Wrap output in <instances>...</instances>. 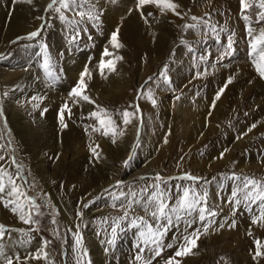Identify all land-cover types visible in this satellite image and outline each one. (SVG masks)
Segmentation results:
<instances>
[{
    "label": "rangeland",
    "instance_id": "rangeland-1",
    "mask_svg": "<svg viewBox=\"0 0 264 264\" xmlns=\"http://www.w3.org/2000/svg\"><path fill=\"white\" fill-rule=\"evenodd\" d=\"M7 1L0 0L1 6ZM49 1L44 8L41 6V12L38 16H32L28 26L31 30L28 29V32L23 31L24 33H19L6 42V51H0V72L3 71V68H7L6 70L8 71L10 67L8 61L15 59L17 55L23 60L22 63L24 65L37 62L38 68L42 71L52 70L56 67L54 60H57L59 56L62 57L65 50L70 54H74L79 60L82 56L90 54L91 61L95 62L99 58V54L101 52L103 54L106 47L111 52H113L112 49L116 50L110 44L111 34L114 30L112 23H115L118 18L123 16L122 14L129 9V5L133 4L137 6V0L129 2V4L125 3L122 6H117V8H115L117 5L116 0H113L114 2L112 0H104L107 3L109 12H104V16L101 17L97 9L101 7L103 0H88L87 3H85V0H78L79 3H84V7L82 9L62 10L63 14L68 17V20H64L61 19V14L54 9L45 11ZM174 2L180 5L177 9L181 13L179 17L174 16L175 14L170 11L161 13L155 5L149 4L143 7V13L146 15L152 13L151 16L148 15V22L158 34V37L157 34L152 36L155 46L149 50L148 55H146L147 57L145 56L146 58L143 56L132 58L130 55L136 50H133V48V51L129 54H124V58H127V55H129L127 58L128 63L125 65L127 68L125 70L126 79L128 78L127 85L120 92L110 96L99 93L96 95L93 91L86 90V94L92 100L95 99V104L86 103V110L92 112L96 110V105H100L106 108L112 116L115 111L119 112V118L122 120L120 113L124 109L134 111V108L130 107V105L139 104L140 111L132 121L135 125L132 126L131 123L125 126L121 123L122 126L118 127V130H123V136L129 135L127 137L135 138L132 145L133 150L141 143L144 132H153L154 136H157L154 140L151 139L154 151L152 153L148 152L149 159L153 160L154 157L156 159H154L155 162H153L150 172H147L145 177L152 179L156 184L164 183V185H169L168 189H170V192L172 191L170 194L172 198H175L178 193L182 192L183 188L195 189L200 195L206 194V200L203 203L206 204L209 210L216 213L214 217L209 216L207 219L215 223L212 224L207 233L209 236L207 234H204V238L202 235L200 236L197 241L198 247L193 250V254L186 256L182 264H264V257L253 259L256 250L255 241L259 239L264 243V234L262 233L261 237H258V223L252 222L254 216H259L264 201L257 200L253 204L252 201L245 200L244 195L246 190L243 189L244 177L264 181V78L260 77L255 65L252 63L253 55L251 54L250 38L247 32L249 26L255 32H258L260 28L264 27V22H256V13L259 9L255 6L248 12H242L240 0H174ZM249 2L254 3V0H249ZM28 4L26 0H22L21 6L27 7ZM32 4L35 6L33 1ZM108 4L113 7L111 6V8ZM56 7H59V4ZM89 8L93 10L94 15H100L99 20L84 18L81 23L76 24L81 28L73 26V24L68 22L70 20L80 21L81 17L76 13L81 10L88 11ZM122 8H125L123 12ZM36 9H38L37 6H35ZM118 12L121 13L119 16ZM138 12L141 14L140 10ZM13 14L11 13L10 15L12 16ZM243 15H248L250 20L245 21L242 18ZM193 16L200 17L202 20L193 21ZM37 17H43L44 19L40 20ZM3 19L5 21L6 18ZM192 23H197L198 27L196 29H186L184 27L185 24ZM41 25H43L42 28ZM46 26L47 30L45 29ZM96 26L98 27L95 29ZM54 27L57 28L59 38H62L59 42H63L62 44L65 49H56L52 46L51 48L46 44L49 41L47 37L51 36L50 32ZM37 28L41 29L40 34L35 38L28 39L27 34ZM68 30H71L72 33H68ZM98 31L104 32L100 33ZM119 36L118 39L121 42ZM159 36L162 37L160 44H158V41L161 39ZM18 37L23 38L17 39ZM229 38L232 40L231 54L224 55ZM3 42H0V48ZM70 48H73L72 52ZM76 54L78 55L76 56ZM113 54L114 56L116 55L115 52ZM46 57L50 63L48 70L44 67ZM165 65H167L168 82H165L164 77L160 75L165 70ZM62 68L59 65L56 68L57 70L55 69L56 73L63 76L53 83L56 85L64 84L72 90L77 81L65 72L66 68ZM116 68L118 69V66ZM9 71L11 70L9 69ZM198 73L200 75H197ZM149 77H152V80L149 81ZM230 77L232 78L231 83H228L227 87H225L226 83L224 81L226 80L227 82ZM11 81L12 77L3 78L0 75V145H3V147H0V156L5 157L3 161H0V165H3L11 173L17 172V165L21 166L20 176L16 178L17 183H21L22 190L28 196L34 197L40 207L36 209L26 205L28 212H31L33 220L38 221V223L20 225L4 224L0 221V225L5 226L4 236L11 235L13 239H20L21 241L17 240L18 242H22L20 244H28L33 238L44 240L53 254L55 264H77V261L71 258L72 254L69 248L71 236L77 230L64 217L61 206H69L70 193L73 189L75 190L76 186H80L78 183H73V180L66 182L64 179V182L63 174L68 171H75L78 167L77 163L81 162L82 158H77V150H74L75 145L72 148L70 147L72 150L70 149V152L66 153L64 157H60L61 155H59L55 146L50 147L44 141L37 139V132L40 130V118L45 119L47 114L42 112V115L41 110L38 109L30 112L27 107L21 108L24 105H20V102L23 103L31 99L29 98L30 94L27 93V88L23 86L19 87L18 101L14 103L12 96L16 87L11 86ZM145 81H148L147 85H145ZM180 81L181 84L179 83ZM141 85H145V87L138 99L137 93L141 89ZM221 88H224V91L221 93L220 98L215 100L217 107L216 116V114L209 113L208 105L213 103L215 94ZM149 89L152 91L153 98L154 94H159V98H157L158 102L155 104L146 95ZM211 91L217 92L211 93ZM219 102L221 103L219 104ZM36 106H39V104H36ZM213 117H216V120H213ZM90 120L91 122H89V119L88 122L93 123L95 119L90 118ZM88 122L86 119V126L83 123L81 124V126L87 128V131L85 129L81 134L73 132L74 136H78L79 140L95 133L91 130ZM77 124L80 125V123ZM253 124L256 127L252 128L249 132L248 129ZM198 125L200 126L199 128H197ZM219 126L220 129L217 131ZM244 129L247 131L245 140L236 148H233L228 155L227 152L222 150V142L226 141L230 143L226 147H232L237 141L231 138V134L233 133L235 137H238V133ZM197 130L200 131L197 132ZM133 131H135V135L132 134ZM213 135L216 138L218 137L216 139L218 142L207 143L209 137ZM123 136L117 137L116 147H120L125 142ZM165 140H167V143H165ZM219 140L222 142L220 143ZM87 143L89 144L90 142L86 138V145ZM150 146L149 144L148 147ZM208 148H212V151L215 149L214 153L216 155L209 153ZM176 151L178 153H175ZM172 153L175 154L172 155ZM221 153H224V157L223 159H218ZM13 158L16 164L12 163ZM254 159L260 163V167L253 166ZM130 160L129 158L127 159V165L130 164ZM185 173L200 177V179L193 181L184 178ZM157 175L161 177L160 181L156 180ZM128 177L125 174V170H118V172L116 171V181L110 187L103 189L105 191L121 189L125 184L134 180L138 181L141 178L140 176L134 179H129ZM117 181H121L122 183L118 185ZM212 186L218 197V202L210 199L211 193L209 190H211ZM259 190L257 189L256 191ZM237 191H241L242 193H238ZM234 192L236 193L235 196L232 195ZM99 197L98 195L91 196L87 201L85 198L80 210L83 213V218L81 219V228L78 230L83 236L84 247L88 250L87 257H83L85 264H89V262L90 264H123L124 262L120 259L111 262L110 256L101 259L96 255L97 250L93 249V247H97L99 244L104 248L107 246L104 243H100V238H93V233L99 228L98 224L101 221L102 215L107 214L106 210L108 209L106 208L107 205L102 202L100 203ZM5 199H8V197L5 196ZM237 200L240 201L239 204L236 203ZM2 204L4 205L3 201ZM84 204H88V207H83ZM93 207L95 210H92ZM235 215H242L244 227L248 226L247 229L251 230V234H247L245 238L237 239L235 233L238 232L235 230L239 226L237 225V220H235L237 218ZM210 218L213 219L210 220ZM53 220H55V223H53ZM233 221H236L235 227H227ZM221 223H226L225 227L222 228L223 230L219 228V224ZM197 227L202 228V224ZM130 241L129 238L118 240L114 244L116 245L114 250L124 249V245L129 244L130 246ZM6 248L5 252L7 251L8 253L10 251L15 257L19 256V259L21 258V262L16 264H37L39 261H44L43 264L45 263L43 256H40V259L36 262L33 258L35 253L32 250H27L26 256L23 258L19 255L20 252L23 254V248L16 245L13 246L12 244L7 245ZM106 250L108 251V249ZM126 251H123V255H126ZM169 255V257H172L174 253L172 252ZM191 257L196 260L193 262L190 259ZM154 264H160V261L156 260Z\"/></svg>",
    "mask_w": 264,
    "mask_h": 264
},
{
    "label": "bare ground",
    "instance_id": "bare-ground-1",
    "mask_svg": "<svg viewBox=\"0 0 264 264\" xmlns=\"http://www.w3.org/2000/svg\"><path fill=\"white\" fill-rule=\"evenodd\" d=\"M32 1H33V3H35V6H37L38 9L35 10V6L32 3L28 4L27 7L21 6L22 0H8L3 6H1V4H0V42L4 41L2 47L0 48V51H6V46H7L6 42H8L10 39L14 38L19 33H24L23 31H27L28 29H30V28H28V26H29V23H30L32 16L33 17L38 16V14L41 12V10H40L41 6L44 8L46 3L48 2V0H32ZM133 1L134 0H116L117 5H116V7L114 5V7L117 8V6H122L125 3L129 4V2L131 3ZM106 4L107 3H105V1L103 0V2H101V7L97 9L99 11V14L101 15V17L104 16V14H103L104 12L105 13L109 12ZM108 5H110V4H108ZM111 6L112 5H110V7ZM93 7H95V6H93ZM91 8H92V6H91ZM124 9L122 10V12L124 11ZM158 10H159V8H158ZM9 11H11V12H9ZM118 11H120V10H118ZM11 13H14V14L11 16L10 15ZM115 13H116V11H115ZM113 14H114V12H113ZM119 14H121V13L118 12V16H119ZM27 15H29V16L27 17ZM122 15L123 16L121 18L117 17L118 20L115 23H112V27L114 30L112 28L111 29L113 31H115L117 29V27H119L120 31H119L118 35H120L119 37H120L121 43L124 45V47L120 48V49H116V50L112 49L113 53L115 52L116 55H120L123 57L124 54H129L131 51L136 49L133 51V53H131L132 55H130L132 58H140L142 56L145 57L146 55H148L149 50H151V48H153L155 46V43L152 41V36L157 34V32L154 30V28H152V26L148 22L149 16L144 13V17L147 18V23H146L145 19L142 18L141 14H139V12L137 10V6L133 5V4L129 5V9H127L125 11V13H123ZM174 16H176V15H174ZM3 18H6L5 21ZM101 21H102V19H101ZM175 21H177V20H175ZM37 23H40V22H37ZM108 23H110V22H108ZM56 24H57V22H56ZM180 25H182V24H180ZM50 26L52 27V25H50ZM73 26H77V25L75 24ZM77 27H79V26H77ZM97 27L98 26H96L95 29ZM46 28H47V26L45 27V29ZM79 28H81V27H79ZM52 29L53 30H51V32L49 30L51 36L47 37V38H49V41H48V43H46V42L45 43L48 44L49 47L52 46L53 48H56V49H65L64 45L62 44L63 42L62 43L59 42V40L62 38H59V35H58L59 32H58L57 28L54 27ZM58 29H59V27H58ZM183 29L185 30V28H183ZM100 31H98V32H100ZM69 32L72 33L71 30H68V33ZM102 32H104V31H102ZM102 32H100V33H102ZM65 37H66V35H65ZM102 37H104V36H102ZM157 37H158V34H157ZM160 38L161 39L158 41L159 42L158 44H160V42H162V37H160ZM38 44H39V42H38ZM79 45H80V43H79ZM82 46H84V45H82ZM43 47H44V45H43ZM97 48H99V47H97ZM132 48H133V50H132ZM70 49H72L71 50V52H72L73 48H70ZM99 50H100V48H99ZM82 51H83V49H82ZM101 53L99 54V58L95 62H92L90 54H87L84 57L82 56V58H80V60H79V59H77V57L74 56V54H70L68 51L65 50L62 57L59 56V58H58V56H57L58 59L54 60V64L56 63V67H54L52 70L47 69L48 71H44V70L42 71L40 68H38L37 62L30 64V65L29 64L24 65L22 63L23 60L20 59V57L17 55L15 57V59H10L8 61L9 65H10V67L8 68V71H9V69L11 71L8 72L6 70L7 68L6 69L3 68V71L0 72V75L3 78L12 77V81L10 82V84H11V86L16 87V90H14L13 96H12V99L14 98V103H17V101H18L17 99H18V95H19V87L23 86L24 88H27V93L30 94L29 98H31V99H29L30 102L26 101V102L21 103L19 101L20 105H22V106L24 105V107H21L20 105L19 106L23 109L26 107L29 108L30 112H34L35 109H38V110H41V113L43 112L44 114H47V117L45 119L40 118L41 119L39 121L40 130H39V132H37V136H36L37 139L40 141H44L45 144L50 146V147L55 146L58 150L59 155H61L60 157H64V155L66 153L70 152V149L72 148V146L75 145L76 148L74 147V150L75 149L77 150V153L75 152L78 155L77 158H82L81 162L77 163L78 167L75 171H72V172L68 171V172L63 174V176H64L63 181H64V179L66 182L73 180V183H75V184L78 183V184H80V186H76L75 190L73 189V191L70 193V195L68 194L69 195V201H70L69 206L68 207L61 206V209H62V213H63L64 217L67 219V221L70 223V225H72L77 230V226H79V229L81 228L80 225H81V221H82L81 219L83 218V213L80 210H81L82 203L84 202L85 198L87 201V199H89L91 196L98 195V196H100L98 199L100 201V203L102 202L105 205H107V207L105 205H103L106 208H108L106 210L107 214L102 215V217L100 219L101 221L98 224L99 228L97 229V231L95 233H93V238H97V237L100 238L101 239L100 243H104L107 246L104 248L99 243H97L99 245H97V247H93V249L95 251L97 250L96 255L98 257H100L101 259H104V257H106V256H110L111 262L112 261L115 262V260L120 259L125 264H144V261H148V260H151V264H154V261H156V260H159L160 264H165V261L170 256L169 254L172 252L175 253L179 244L182 243V236L184 234V230L186 227L185 221H187L189 219H195L196 223L193 224V228H198L197 226H199L203 223L198 220V215L196 212H193L191 217H188L185 215L180 221H176L175 215H173V221H174V224L176 226L169 228L167 234L164 235L162 241L160 242V245L163 248V251L161 252L160 256H157V257H154V253L152 251V249H155L156 245L145 246L141 240L140 235H139L140 230H141L139 224L136 226H133L131 224V221L133 219H135L136 217H139V216H144L150 223L154 224V227H159L161 224L164 223L163 220L157 221V222L152 221L150 211H152L154 209L150 208L149 212H146L144 209V206H143L147 197L151 194L152 191L155 190L153 186L156 183L153 182L152 179H147L145 177V174L147 172H150V169L153 165V162H155L154 159H156V157H154L153 160L149 159L148 158V152L152 153L154 151L152 149V144H151L152 140L151 139L154 140L155 138H157V136H154L153 132L152 133L149 132L150 134L148 132L147 133L144 132L143 136H142V141L140 140L141 143L138 144V146L135 148V150L132 149V145L135 141V138L127 137L129 135L123 136V138H125V142L120 147H116V144L112 143L111 138L104 136L102 134V132H95L91 135H88L87 137L86 136L83 137L82 140H79L78 136L77 137L74 136L73 132H79L81 134L86 129L83 126H81V124L83 123V125L86 126V119H87V122H88V119H89V122H91V120H90L91 117L89 116L90 111L88 112L86 110V106H87L86 103L87 102L81 100V101H79V103H73V98L70 97V95H69L71 90L64 84L56 85L53 83V82L57 81V79L62 78V76H63L62 74L56 73V70H57L56 68H58L59 65H61L63 68H66L65 72H67V74L70 77H73L77 82L79 80L80 73L84 70L85 66H87L89 68L90 72L92 73V77L90 80H88L86 78V83L88 85L87 90L93 91L96 95H98V93H99V94H104L107 96L114 95L115 93L120 92L128 83V78L126 79V74H125V70L127 69L125 65L128 63L127 58L129 57V55H127L128 56L127 58L123 57V60L118 61L116 63V67L118 66V69L116 68L115 72H108L107 70H105V76L107 77L105 79L104 77L101 76L99 68H98V64L102 58ZM49 54H51V53H49ZM77 55L78 54H76V56ZM104 58L108 59V57H104ZM7 72H8V74H7ZM74 73H75V75H74ZM208 81H209V79H208ZM224 82L226 83V80ZM72 83H74V82L72 81ZM154 83H156V82H154ZM179 83L181 84V81ZM177 84H178V82H177ZM206 85H208V84L206 83ZM156 86L157 85H155V87ZM158 89H159V87H158ZM87 92H89V91H87ZM186 92H189V91H186ZM186 92H184V93H186ZM214 92H217V91H213V92L211 91V93H214ZM158 95L154 94V99H155L156 103L158 102V99H157V98H159ZM188 97H190V96H188ZM215 97H216V94H215ZM211 101H212V99H211ZM65 102L68 103V107L71 109V115L70 116H69L67 110H65V113H64V120H65V123L67 124L66 128L62 127L60 120H59L60 109ZM199 103H201V102H199ZM220 103L221 102H219V104ZM36 104H39V106H36ZM212 105H213V103L208 105L209 113L216 114V116H217L216 104L214 107ZM196 110H197V108H196ZM43 113H42V115H43ZM151 115H152V113H151ZM112 117L116 120L118 127H121L122 126L121 125L122 120H120V118H119V112L115 111ZM213 120H216V117H213ZM76 122L80 123V125L77 124ZM89 122H88L89 126L97 125L96 120H94L95 123L94 122L89 123ZM133 125H135L134 122H132V126ZM208 125H209V123H208ZM199 127L200 126L198 125L197 128H199ZM227 128H228V126H227ZM161 129H163V128H161ZM165 129H166V127H165ZM186 129L188 130V128H186ZM219 129H220V126H219V128H217V131ZM181 131H182V129H181ZM184 131H186V130H184ZM199 131L200 130H197V132H199ZM156 133H158V132H156ZM231 133H232V131H231ZM245 133H246V135H245ZM132 134L135 135V131H133ZM238 134H239L238 137H235L233 135V133L231 134V138L234 141L235 140L237 141V142H235L234 145H232V147L231 146L226 147V145H230V143H228L226 141L222 142L219 140L220 143L222 142V150L225 151V149H227L228 155H229V152L232 151L233 148H236L238 145H240L245 140V137L247 136V131H245V129H244L243 131H241ZM183 135H184V133H183ZM86 138L90 142L89 144L87 143V145H86ZM158 139H159V137H158ZM216 139H218V137L216 138V136L213 135V136L209 137L207 143L213 142V141L216 142L217 141ZM149 144L151 145L150 147H148ZM96 145H99V148H97V152L99 153L98 157L95 156L91 151V148L95 147ZM184 145H186V144H184ZM182 146H183V144H182ZM178 148H180V147H178ZM211 149L212 148H208V152L216 155L214 153L215 149H213V151ZM54 150H55V148H54ZM177 151L175 153H178ZM175 153H172V155ZM152 155H154V154H152ZM129 157H131L130 158L131 159L130 164L125 166L124 162ZM54 158H56V157H54ZM253 163H254L253 166L260 167V163L256 159H254ZM67 165H69V164H67ZM122 169L125 170V174L127 176H129L128 177L129 179H134L138 176H140L141 178L138 181L134 180L132 182L125 184V186L121 189H115L112 191H110V190L105 191L104 190L105 188L110 187L116 181V171L118 172V170H122ZM19 184H21V183H19ZM161 187L162 188L167 187V189H168L169 185H164V183H163V184H161ZM98 188H100V189H98ZM144 189H147V191H143ZM209 191L211 193L210 199H214V201L218 202V197H217L216 193L214 192L213 186L211 187V190H209ZM121 192L126 193L127 195L121 196L119 199H116V197L119 196V194ZM171 192H169L168 194L170 195ZM237 192L242 193L241 191H237ZM133 193L135 195H132ZM131 201H139V203H133L132 207L128 208L127 206L129 204V202H131ZM168 203L169 204L175 203V198L168 200ZM113 205H115V206H113ZM121 205H123V207ZM109 206H113V207L109 208ZM211 206H212V204H211ZM12 207H13V205H9L8 207H5L2 204V201H0V221L4 224H8V223L9 224H20V225L25 224L19 218V213L13 212L11 210ZM216 207H217V205H216ZM93 209L95 210L94 207L92 208V210ZM126 209L128 211V218L124 219V220H120L119 222H117V218L120 216H123ZM226 210H225V212H226ZM25 211L27 213L28 209L25 208ZM78 213H82V215H78ZM236 214H238V213H236ZM235 216H237V215H235ZM241 216L242 215L237 216V218L235 217L236 218L235 220H237V225L239 226L238 229L235 230L236 232H238V233H235L237 235V239L238 238H245L247 236V234L251 233V230L249 231L247 229L248 226L244 227V224H243L244 219L241 218ZM208 218H209V216H208ZM211 219H213V218H210V220ZM113 227H116L115 237L113 236V233H112ZM200 229L202 232L203 229L202 228H200ZM192 230L193 229L190 228V229H188V232H191ZM226 230H228V229H226ZM262 233L264 234V226H262V225H260V223H258V235L257 236L261 237ZM203 236H204V234H202V237ZM227 236H230V235H227ZM71 237H72L71 242H70L71 245L69 247L70 252L72 254L71 258L72 259L74 258V260L77 261V259L82 257V252L80 253V256L78 257L77 253L74 251V244H75L74 238H73V236H71ZM122 238H125V239L129 238L131 240L130 241L131 245L130 246H129V244L124 245L125 246L124 249L120 248L117 251L114 250V248L116 246L114 244ZM225 238H226V236H225ZM17 240H20V239H13L11 235L3 236L2 238H0V247L3 248V251L7 250V248H6L7 245H11V244L13 246L16 245L17 247H21V248H23V254L20 252L19 255H21V257H23V258H24V256H26L27 250H32L33 253H35V256H37V255L43 256V253L41 252V249H43L44 252L48 253L47 258H44V260H45L44 264H55L53 254L50 251V249L48 248L47 243L44 242V240L39 239V238H33V240L31 239L32 241L31 242L29 241L28 244H20V243H22V242H20L21 240L19 242ZM112 241H114V242H112ZM1 244H3V245H1ZM168 244H172L173 247L168 248L167 247ZM28 246H29V248L26 249V247H28ZM141 247L145 248V251L142 253L140 252ZM106 249H108V251ZM20 250H22V249H20ZM125 250H127L126 251L127 253H126V255H123V251H125ZM4 253L7 256L13 258V264L21 262V260H20L21 258L19 259L20 261H18L16 259V257L14 256V254H12L10 251L8 253H7V251L6 252L4 251ZM137 254H140L143 257V260H139V261L136 260L135 257L137 256ZM17 257H19V256H17ZM25 258H28V257H25ZM178 259H180L181 264H182V262L186 259V257H182V258H178ZM190 259L193 262H194V260H196L193 257H191ZM239 259H242V258H239ZM34 260H36V262H38V259H34ZM43 262L44 261H39L37 264H43ZM0 264H5L3 257H0ZM81 264H85L84 258H82ZM243 264H245V263H243Z\"/></svg>",
    "mask_w": 264,
    "mask_h": 264
},
{
    "label": "snow or ice",
    "instance_id": "snow-or-ice-1",
    "mask_svg": "<svg viewBox=\"0 0 264 264\" xmlns=\"http://www.w3.org/2000/svg\"><path fill=\"white\" fill-rule=\"evenodd\" d=\"M26 2L31 4L32 0H26ZM87 2L88 0H85V3ZM57 4H59V7H56ZM149 4L155 5L157 8H159L161 13L170 11L174 13L176 16L181 15V13L177 11L180 5L174 2V0H137V10L141 11V16L142 18L145 19L146 23H147V18L144 17V13L142 9L145 5H149ZM240 5L242 12H248L254 6L258 8L259 11L256 13L257 16L256 22L257 23L264 22V0H254V3H250L249 0H240ZM83 7H84V3H79L78 0H50V2L47 4L45 11L49 9H54L56 12L61 14V19L68 20V17L63 14L62 10H73L74 8L82 9ZM76 14L79 17H81V20L80 21L70 20L68 21L70 24L75 25L81 23L84 18H87L88 20L99 19V16L93 14V10L91 8H89L88 11H83V10L78 11ZM148 15L151 16L152 13H148ZM242 18L245 21L250 20V17L248 15H243ZM37 19L43 20L44 18L37 17ZM192 20L201 21L202 18L193 16ZM42 27L43 25H41V28ZM184 27L186 29H196L198 27V24L197 23L185 24ZM40 30H41L40 28H37L36 30L29 32L27 34V38L32 39L37 37L40 34ZM119 31L120 29L119 27H117V29L113 31L111 34L110 44L114 49H120L124 47V45L118 39ZM247 32L250 38L249 44L251 48V54L253 55L252 63L255 65L256 71L259 73L260 77L264 78V27L260 28L258 32H255L252 29V27L249 26ZM22 38L23 37H18L17 39H22ZM73 39H75V37H73ZM231 49H232V40L231 38H229L224 55H230ZM104 57H108V59H105ZM121 60H123L122 56L120 55L114 56L113 52L109 51L108 48L106 47L103 51L102 58L98 64V68L101 76L104 77L105 79L107 78L105 76V70H107L108 72H115L116 63ZM44 67L46 69L50 67L49 59L47 57L45 58ZM164 69L165 70L162 71L160 75L164 77L165 82H168V77L166 72L167 65L164 66ZM197 75L200 74L198 73ZM91 77H92V73L90 72L89 68L85 66L84 70L80 73V77L77 84L75 85V87L72 88L71 92L69 93L70 97L73 98V103H79V101L82 100L88 103L95 104V101L92 100L91 97L86 94V90L88 88V85L86 83V78L90 80ZM231 79H232L231 77L228 79V81L225 84V87H227L228 83H231ZM148 80L149 81L152 80V77H149ZM147 83L148 81H145V85H147ZM145 85H141V89L137 93L138 99ZM223 91L224 88H221L217 92L216 97L213 101V105H212L213 107L215 106V100H218L220 98V95L221 93H223ZM146 95L153 104L156 103L155 99L153 98L151 89H149L146 92ZM130 107H133L134 111H129L128 109H124L120 113V115L122 116V123L125 126L131 124L133 118L140 111L139 104L130 105ZM65 110L68 111V114L70 116L71 109L68 107L67 102H65L62 105L59 115L60 123L64 128L67 127V124L65 123L64 120ZM89 116L97 121V125L91 126V130L93 132H102L104 136L111 138L112 143H116V139L118 136L124 135L123 130H118V125L116 123V120L112 117V115L109 114L106 108L100 105H96V110L90 112ZM255 127L256 125L253 124L252 127L248 129V131L250 132L252 128ZM165 143H167V140H165ZM0 147H3V145H0ZM97 148H99V145L92 147L91 151L95 156L98 157L99 153L97 152ZM227 151L228 150L225 149V152ZM223 157H224V153H221L218 159H223ZM130 158L131 157H129V159ZM4 159H5L4 156H0V161H3ZM12 163L16 164L14 158L12 160ZM124 163L125 165H127L128 161L126 160ZM20 168L21 166L17 165V172L11 173L6 168H4L3 165H0V201H3L5 207H8L9 205H13L11 210L13 212H18L19 218L24 223L26 224L38 223V221L33 220L31 212L26 213L25 211L26 205L36 209H39L40 205L36 203L34 197L28 196L27 193L22 190V186L17 183L16 178L20 176ZM184 178L193 181L200 179V177L193 176L188 173L184 174ZM243 179H244L243 189L246 190L244 199L251 200L253 203L257 200L264 201V181H258L250 177H244ZM156 180L160 181L161 177L157 175ZM120 183L122 182L117 181L118 185ZM153 187L155 190L152 191L151 194L147 197L143 206L146 212H149L150 208L154 209L150 211L152 221L157 222L163 220L164 223L161 224L159 227H154V224L150 223L144 216H139L133 219L131 221V224L133 226L139 224L141 229L139 235L145 246L156 245L155 249H152L154 253V257L160 256L161 252L163 251L160 242L162 241L164 235L167 234L169 228L176 226L173 221V215H175L176 221H180L185 215L191 217L192 213L196 212L198 215V220L204 222L202 224V228H203V233H202L200 228H193V224L196 223L195 219H189L185 221L186 227L184 230V234L182 236V243L179 244L174 255L172 257H169L165 261V264H181V261L178 258L186 257L190 254H193V250L198 247L197 241L199 240L200 236L202 234H207L212 224L214 223V221H209L207 217L208 216L214 217L216 213L209 210L206 204L203 203L206 200V194L200 195L195 191V189L183 188L182 192L178 193L177 196L175 197V203L169 204L168 200L172 199V197L168 195L170 189H167V187L162 188L159 183L155 184ZM257 189L260 190L256 191ZM143 191H147V189H144ZM253 193H255V195H253ZM126 195H127L126 193L121 192L119 196L116 197V199H119L121 196H126ZM132 195L135 194L133 193ZM235 195L236 193L234 192L233 196ZM5 196L8 197V199H5ZM45 203H47V201H45ZM133 203H139V201H131L129 202L127 207L131 208ZM236 203L239 204L240 201L237 200ZM121 206L123 207V205ZM83 207L87 208L88 204H84ZM78 215H82V213H78ZM127 218H128V211L126 209L124 215L117 218V222ZM252 222L260 223L262 226H264V205H262L261 207L259 216H254ZM53 223H55V220H53ZM224 227L225 224L223 223L219 224V228H224ZM227 227L230 228L235 227V221H233L231 224H228ZM190 228L193 230L191 232H188V229ZM78 229L79 226H77V231L73 233V238L75 241L74 251L77 253L78 257L82 252V257L77 259V264H81L82 258L87 257L88 250L86 247H84L83 236ZM4 230H5V226L0 225V238L4 236ZM112 233L113 236L115 237L116 227H113ZM255 245H256V250H255V255L253 256L254 260L260 257H264V243H262L259 239H257L255 241ZM167 247L171 248L173 247V245L168 244ZM144 251L145 248L141 247L140 252L142 253ZM41 252L43 253L44 258H47L48 253L44 252L43 249H41ZM0 257L4 258L5 264H13V258L7 256L4 253L2 247H0ZM33 258L40 259V255H37ZM16 259L19 260V257H16ZM135 259L139 261V260H143V257L140 254H137ZM144 264H151V260L144 261Z\"/></svg>",
    "mask_w": 264,
    "mask_h": 264
}]
</instances>
